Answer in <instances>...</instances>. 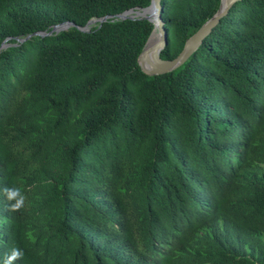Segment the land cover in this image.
<instances>
[{
  "label": "trees",
  "instance_id": "16d2710c",
  "mask_svg": "<svg viewBox=\"0 0 264 264\" xmlns=\"http://www.w3.org/2000/svg\"><path fill=\"white\" fill-rule=\"evenodd\" d=\"M151 0H0V258L264 264V0H242L178 70L144 74L154 24L55 25ZM221 0H163L175 59Z\"/></svg>",
  "mask_w": 264,
  "mask_h": 264
},
{
  "label": "water",
  "instance_id": "95a60500",
  "mask_svg": "<svg viewBox=\"0 0 264 264\" xmlns=\"http://www.w3.org/2000/svg\"><path fill=\"white\" fill-rule=\"evenodd\" d=\"M163 0H151V4L143 9H131L117 16H106L103 18H94L85 26H79L74 22H64L55 25L51 32L35 33L24 39H17L18 44H23L33 37H50L58 35L70 29H77L83 33H90L94 26L111 21H127V20H147L154 24V29L147 40V43L138 58V64L144 74L150 77L162 76L172 73L183 65L199 50L204 41L212 34L213 30L219 26L221 21L228 16L231 9L242 0H221L220 7L217 13L208 20L193 36L186 42L183 51L172 60L162 59L161 54L169 45V35L165 28V21L163 19ZM4 44L0 47V53L11 47V44Z\"/></svg>",
  "mask_w": 264,
  "mask_h": 264
},
{
  "label": "clouds",
  "instance_id": "9594fccd",
  "mask_svg": "<svg viewBox=\"0 0 264 264\" xmlns=\"http://www.w3.org/2000/svg\"><path fill=\"white\" fill-rule=\"evenodd\" d=\"M3 196L9 201L8 211H19L25 205L26 197L19 187L8 186L0 189ZM24 250L13 246L7 252L3 253L2 258H0V264H16V261L23 259Z\"/></svg>",
  "mask_w": 264,
  "mask_h": 264
}]
</instances>
